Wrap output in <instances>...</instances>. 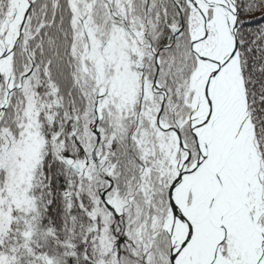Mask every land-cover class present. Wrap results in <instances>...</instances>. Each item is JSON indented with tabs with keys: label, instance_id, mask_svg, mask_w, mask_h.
<instances>
[{
	"label": "snow or ice",
	"instance_id": "obj_1",
	"mask_svg": "<svg viewBox=\"0 0 264 264\" xmlns=\"http://www.w3.org/2000/svg\"><path fill=\"white\" fill-rule=\"evenodd\" d=\"M0 264H264V0H0Z\"/></svg>",
	"mask_w": 264,
	"mask_h": 264
}]
</instances>
